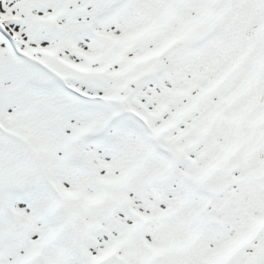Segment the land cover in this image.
Returning <instances> with one entry per match:
<instances>
[{
  "label": "snow or ice",
  "instance_id": "6c2138e0",
  "mask_svg": "<svg viewBox=\"0 0 264 264\" xmlns=\"http://www.w3.org/2000/svg\"><path fill=\"white\" fill-rule=\"evenodd\" d=\"M0 264H264V0H0Z\"/></svg>",
  "mask_w": 264,
  "mask_h": 264
}]
</instances>
